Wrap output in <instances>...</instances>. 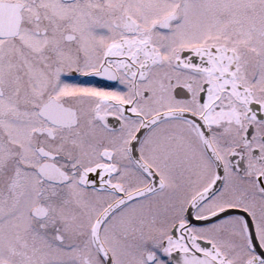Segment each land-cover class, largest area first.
I'll return each mask as SVG.
<instances>
[{
	"label": "snow or ice",
	"instance_id": "6c2138e0",
	"mask_svg": "<svg viewBox=\"0 0 264 264\" xmlns=\"http://www.w3.org/2000/svg\"><path fill=\"white\" fill-rule=\"evenodd\" d=\"M0 264H264V0H0Z\"/></svg>",
	"mask_w": 264,
	"mask_h": 264
}]
</instances>
